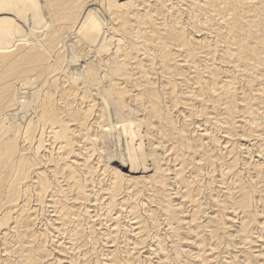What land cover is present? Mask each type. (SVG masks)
<instances>
[{"label":"bare ground","instance_id":"obj_1","mask_svg":"<svg viewBox=\"0 0 264 264\" xmlns=\"http://www.w3.org/2000/svg\"><path fill=\"white\" fill-rule=\"evenodd\" d=\"M216 263L264 264V0H0V264Z\"/></svg>","mask_w":264,"mask_h":264},{"label":"rangeland","instance_id":"obj_2","mask_svg":"<svg viewBox=\"0 0 264 264\" xmlns=\"http://www.w3.org/2000/svg\"><path fill=\"white\" fill-rule=\"evenodd\" d=\"M65 72H66V74H69L70 73V71L72 70L71 68H69V66H66V68H65ZM46 86L48 87V89L50 90V92H52V93H55V91H56V88H55V85L52 83V82H47V84H46ZM31 94H32V89H31V87H29V86H24V87H19V89H17L16 91H15V94H14V98L16 99V102H20V103H23V102H21L20 100H19V97L20 96H24V98H23V100H27V99H29L30 97H31ZM26 97V98H25ZM25 100V101H26ZM34 110V109H33ZM16 111H13L11 108H8L7 110H4V115H5V121L7 122V123H10V124H13V123H24L25 124V122L27 121V116L31 113V112H33L32 111V109H29V110H22V111H18V113H16V114H14ZM28 114V115H27ZM123 114H124V116L126 117V118H128V119H134V117H135V115H136V112H135V110H134V107H132V106H129V105H127L124 109H123ZM43 128V126L42 125H37L36 126V129H35V132H34V136H36V138H38V137H40V130ZM94 133H96L97 134V132H94ZM116 136H115V138H112L111 140H112V148H110V153L111 154H113L112 153V151H116V152H118L119 154L121 153L122 154V152H125L124 150L126 149V147H125V145H126V137L124 136V135H120V133H118V134H115ZM46 136V137H45ZM45 136H44V138L42 137V145L40 146V149H39V152L40 153H45L44 151L48 148L47 147V144L48 143H51L52 142V140H50V141H48V136H47V133H45ZM125 137V138H124ZM57 143L59 142V141H56ZM96 143H98L99 144V147H102L101 146V141H100V139H99V141L98 142H96ZM31 145V144H30ZM35 146H36V141H35V144H34ZM122 151V152H121ZM104 153H106V151H105V149H104V151H103ZM115 152V153H116ZM117 154V153H116ZM114 155V154H113ZM107 156V157H106ZM112 158H110V155H106V154H104V156H103V158H101L100 160H102L103 162H101L100 163V165L98 166V169H96V167L97 166H95V171H94V173H92V176L95 178V181H96V185H98L97 186V188L98 189H100V188H102L103 187V184L108 180V176H107V174H105V173H103V168H107V167H113V166H116V164H115V162L114 161H118V160H116V158L115 159H113L112 160V162L110 163V160H111ZM108 161H109V163H108ZM102 164V165H101ZM102 167V168H101ZM100 171V172H99ZM97 173V174H96ZM102 173V174H101ZM97 175H99V176H97ZM102 175V176H101ZM106 175V176H105ZM102 177V178H101ZM105 179H104V178ZM102 180V182H101V180ZM98 180V181H97ZM99 180H100V183H99ZM105 180V181H104ZM100 184V185H99ZM144 197H145V195H141V198H140V200L142 201H144ZM143 198V199H142ZM40 218V217H39ZM43 217H41L40 219H42ZM161 221V220H160ZM161 224H160V226L162 227L161 228V230H163L164 228L166 229V227L168 228V226H167V222L166 221H164V219H163V221H161L160 222ZM152 229H153V227H152ZM164 229V230H165ZM154 230V229H153ZM243 235H241V237H242ZM92 241L94 242V239H92ZM95 243V245L97 246V248H99L100 250L102 249V243H101V241L100 242H94ZM94 243H89V245L91 246V247H93L92 245H94ZM100 244V245H99ZM168 245H167V247H169V248H171L170 247V243L168 242L167 243ZM86 247H88V246H86ZM141 250H145L144 248H142ZM148 263H150L149 261H148ZM217 264V263H216Z\"/></svg>","mask_w":264,"mask_h":264}]
</instances>
